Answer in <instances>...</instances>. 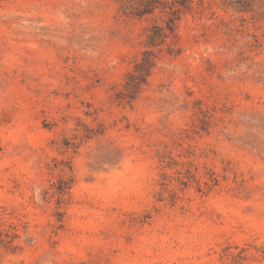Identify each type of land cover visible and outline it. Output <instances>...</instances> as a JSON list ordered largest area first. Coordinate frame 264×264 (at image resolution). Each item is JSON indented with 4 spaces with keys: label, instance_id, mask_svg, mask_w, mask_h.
<instances>
[{
    "label": "rangeland",
    "instance_id": "1",
    "mask_svg": "<svg viewBox=\"0 0 264 264\" xmlns=\"http://www.w3.org/2000/svg\"><path fill=\"white\" fill-rule=\"evenodd\" d=\"M137 1L0 0V264H264V11Z\"/></svg>",
    "mask_w": 264,
    "mask_h": 264
},
{
    "label": "trees",
    "instance_id": "2",
    "mask_svg": "<svg viewBox=\"0 0 264 264\" xmlns=\"http://www.w3.org/2000/svg\"><path fill=\"white\" fill-rule=\"evenodd\" d=\"M194 0H172L173 11L178 13L183 9H189ZM162 0H138L137 7L134 8L133 16L143 17L151 13L150 10L157 8L156 4H161ZM231 6L242 13L252 12L259 8L264 11V0H231ZM171 35H175L173 25L168 26Z\"/></svg>",
    "mask_w": 264,
    "mask_h": 264
}]
</instances>
